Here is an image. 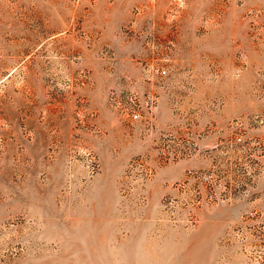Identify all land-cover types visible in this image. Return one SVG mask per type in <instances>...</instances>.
<instances>
[{
  "label": "rangeland",
  "instance_id": "obj_1",
  "mask_svg": "<svg viewBox=\"0 0 264 264\" xmlns=\"http://www.w3.org/2000/svg\"><path fill=\"white\" fill-rule=\"evenodd\" d=\"M0 264H264V0H0Z\"/></svg>",
  "mask_w": 264,
  "mask_h": 264
},
{
  "label": "built area",
  "instance_id": "obj_2",
  "mask_svg": "<svg viewBox=\"0 0 264 264\" xmlns=\"http://www.w3.org/2000/svg\"><path fill=\"white\" fill-rule=\"evenodd\" d=\"M160 74H161L162 76H165V75L167 74V70H166V69H161V70H160ZM132 117H133L134 119H138V118L140 117V114H139L138 112H134V113L132 114Z\"/></svg>",
  "mask_w": 264,
  "mask_h": 264
}]
</instances>
